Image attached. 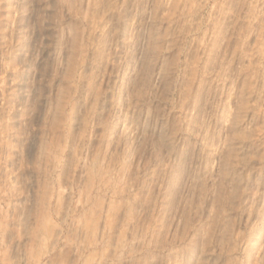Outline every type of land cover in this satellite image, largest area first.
<instances>
[{
    "label": "rangeland",
    "instance_id": "obj_1",
    "mask_svg": "<svg viewBox=\"0 0 264 264\" xmlns=\"http://www.w3.org/2000/svg\"><path fill=\"white\" fill-rule=\"evenodd\" d=\"M0 264H264V0H0Z\"/></svg>",
    "mask_w": 264,
    "mask_h": 264
}]
</instances>
